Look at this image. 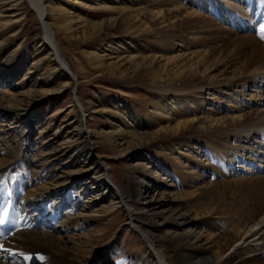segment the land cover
<instances>
[{
  "label": "rangeland",
  "instance_id": "1",
  "mask_svg": "<svg viewBox=\"0 0 264 264\" xmlns=\"http://www.w3.org/2000/svg\"><path fill=\"white\" fill-rule=\"evenodd\" d=\"M195 1L179 0V4L183 5L178 9L179 16L185 17L191 9H198ZM221 1L229 5L231 14L236 11V14L233 12L232 15H247L251 11L250 18L254 20V5L249 7L243 0ZM45 2L48 4L47 21L58 23L57 27L52 28L50 34L58 46V53L62 61L59 66L64 72L49 79L47 76L53 71L55 65L48 62V59H43L39 63L33 60L36 54L44 56L49 50L54 52V48L48 42L46 48L39 47V42L44 41V37L40 33L41 22L37 18L33 6L26 2L18 4V0H8L2 4L5 6L0 5V30L3 28L1 24L10 16L19 19L13 31L5 32L3 36L7 39L4 45H9L8 48H5L9 54L4 51L5 53L3 52V55L0 56V93L5 90L13 96L16 95L17 103H20L22 108L25 107L28 112L27 116L23 115V110H19L16 114L12 112L2 115L0 113V149L7 148L9 151H14L16 157L19 156L16 163L23 164L21 169L24 168L23 172L15 168L8 175V181L10 178H14L16 184L20 179L25 181L21 198L18 197L14 201L15 214L22 213L23 216H26L33 223V229L36 231L47 232L61 238L66 247L72 246V242L83 246L85 234L90 236L92 233L95 234V230L101 228L103 232H106L104 240L102 243H94L88 250V256L91 254V252L89 253L91 249L95 250L104 244L114 246L118 250L110 255L107 253L102 255L104 264H116L123 259L131 262L138 261V264H154L155 261H159L156 255L158 253L143 239L140 231H136L127 223L126 211L135 212L144 207L149 213L157 214L155 219L163 220L173 212L186 210L188 204L186 197L167 203L170 198L168 192H177L182 195L186 193L184 191H192L196 186L208 183L213 178L226 183L228 180L230 184L227 192L229 194L234 187L237 192L235 195L245 193L249 189L252 190V185L256 182L255 177L258 175L257 177L260 179L264 178V155L263 158L259 156L262 150L261 154H264V140L258 135L247 139L240 138V144L243 147L238 149H246L245 156H250L248 160L256 162H253L254 168L249 170L250 174L246 166L244 167L245 164L242 166L237 162L233 163V167L231 166L229 171H223L224 173L210 170L203 178H199L198 184L193 187L189 186L183 180L186 152L175 145V138L179 137L178 133H171L166 129L164 131V127L172 126L178 120L188 117L183 113V108H180L182 111L176 114L168 113L172 106L166 107L168 102L166 99H173L174 93L166 91V89L168 86L172 88L175 87L173 85L178 86L179 82L174 78L176 72L178 69L187 68L188 53L202 49V47H198L194 43H187L186 38L190 36L188 30L182 32L183 40L169 37L170 32L169 35H166L169 21H164V15L168 12V0H45ZM124 7L129 8L128 15L131 17L132 14H138L135 21L126 22L120 17L121 8ZM251 7L252 10H250ZM198 12L203 13L199 9ZM139 18H141L140 21H138ZM254 21V25L258 24V21ZM250 30L248 26L243 28L237 26L228 36L235 39L237 36L256 33L253 29ZM165 32L166 34H164ZM14 34L19 37L10 41ZM221 48L224 49L223 55L233 53V44ZM22 51L24 52L23 68L21 67V71L16 75L11 73L9 63ZM174 57L186 65L180 66L181 68H178V63L177 66L172 65L171 61ZM56 60L58 59L56 58ZM243 60H245L243 55L235 57L229 62L230 66L224 72L229 79L230 89L223 88L221 84L219 86L212 85L209 88L206 86L208 89L203 88V93L198 95L194 92L192 95L198 96L192 98L190 96L189 103L192 102V99L194 101L202 100L201 111L212 110L213 113L209 114V117L225 116L228 120L230 115L236 114L235 106H228L227 100L225 103L219 101H222V98L227 99L226 95L230 96L231 93L236 92L232 96H238L236 100L246 101L244 104L248 106L243 107V110L238 113L264 110V79H261V77L264 78V74L254 76V82H246L243 86L234 85L230 79L232 71L236 70ZM28 69L30 72L22 79V73L27 72ZM169 69H171L170 72H168ZM223 69L222 67L220 70ZM66 80L68 83L65 87L63 82ZM44 81L45 92L37 85ZM30 88L33 90L29 92ZM217 96L220 99L216 98ZM77 99L84 111L81 105L76 102ZM158 103L163 108L156 109L155 105ZM71 105L76 106L77 111L64 116L66 111L68 112L72 107ZM122 111L128 112L129 116H137L141 123L149 121L152 128L157 130L153 141H149L143 147L137 145V150L136 147H133V143L129 146L128 138L123 136L125 128L120 119L125 122H131L132 119L127 118ZM204 114L203 112L202 115ZM78 119L82 124V130L86 132L85 138L88 140L89 150L87 149L81 156L79 155L78 166L60 167L64 161L62 159L65 157V153H72L73 143L78 142L77 136L74 135L76 132L72 131L70 124L71 121ZM68 123L70 125L66 130L65 126ZM195 126L202 127L203 123L197 122ZM138 129L146 130L143 127ZM196 139L190 140V143L198 147ZM72 140L74 141L72 142ZM71 143L72 146H70ZM230 143H235L233 138L230 139ZM261 146L262 148H260ZM64 147L66 151L60 152ZM44 151L58 152L60 158L52 164L54 167L51 170V179H44L43 182L36 183L37 181H33L34 177L32 176L37 173V166L40 164L38 154ZM209 152L206 151L202 156V159L207 158L204 160L208 161L206 164L219 163V159ZM1 156L0 154V158ZM136 160H141L145 164L144 175L128 172V167ZM90 163L102 169L106 182L115 193L124 191V194L128 195L123 207L114 203V206L111 207L109 203L113 202L116 194H108L106 191H104L105 199L96 203L90 202L91 199L94 200V197L89 195L90 193L79 196L78 192L85 193L86 191V186H81L80 183L74 186L77 193L73 191L70 199L64 197L65 193L56 195L50 193V190L43 195L42 191L38 189L39 184L48 183L50 180H55L54 184L58 185L67 184L64 171L69 170L68 172L72 173V169L87 168L90 167ZM173 165L180 171L179 174H173L172 168H170ZM257 165L259 167H256ZM223 166L226 168L228 165L224 163ZM243 168L246 169V172ZM255 169H259L260 173H263L256 174ZM108 173H110L109 176ZM72 176L79 178V175ZM80 178H85L87 187L93 188L94 184H91V178L88 175H81ZM242 178H245V182L241 180ZM132 182L137 184L134 186ZM17 187L18 184L15 188L10 187L9 193L19 191L20 187ZM3 188L6 190V187ZM239 188L241 189L239 190ZM239 191L242 193H238ZM92 193L93 196H100V191H92ZM163 197L167 205L159 203ZM82 211L91 214L95 221H90L89 217L84 216L82 219L89 218V220L82 224L81 221L75 222L73 215L70 218L72 223L69 221L68 212L77 214ZM198 217L195 218V224H186L183 220L176 219V223L168 225L167 228L171 231L177 229L179 232H189L192 234L190 243L194 247H205L212 254L218 246L216 243L218 239L212 240L213 234L220 233L221 244L225 241L226 230L225 228L216 229V232H212L211 228H213L215 218L205 217L201 220ZM95 239V242L100 240L96 237ZM85 249L88 248L85 247ZM172 254L170 252L169 256ZM10 258L14 263H21L18 255H12Z\"/></svg>",
  "mask_w": 264,
  "mask_h": 264
},
{
  "label": "bare ground",
  "instance_id": "2",
  "mask_svg": "<svg viewBox=\"0 0 264 264\" xmlns=\"http://www.w3.org/2000/svg\"><path fill=\"white\" fill-rule=\"evenodd\" d=\"M7 1L8 0H0V5L5 6L2 4ZM178 1L168 0V12L164 15V21H169L166 31L168 33L166 34L165 32L164 34L169 35L170 32L169 37L183 40L184 35L182 32L184 30H188V34H190V36L186 38L187 43H194L198 45V47H202V49H196V51L188 53L189 63L187 68H183L181 70L178 69L176 75L174 76V78L177 79L176 81L179 82L178 86L173 85L175 86L174 88L168 86L166 89V91H172L174 93L173 99H166L168 101L166 103V107L168 105L172 106L168 113L176 114L177 112L182 111L180 108H183V113H185L188 118L180 121L178 120L172 126L164 127V131L166 129L171 133H178L179 137L175 138V145L178 146V148H182L184 152H186L184 155L186 165L183 167L185 168L183 180L189 186L191 185V187H193L198 184L199 178H203V176L208 174L210 170L215 172H227V170L229 171V169H231L233 163L237 162L242 166L245 164L244 167L246 166L248 171L250 170L249 167L254 168L253 162L255 161L248 160L250 159V156H245V152H247L246 149L239 150L238 148L243 147L240 144V138L247 139L248 137L258 135L262 137V140H264V110L251 111L249 109L250 112L247 111L238 113V111L243 110V107H246L247 105L244 104L246 101L241 102L236 100V97L238 96H232L236 93L233 91L234 94L231 93L230 96L226 95L227 99L222 98V101L219 102L225 103V100H227L228 106H235L236 114L230 115L228 120L225 116L209 117V114H212L213 111H201L202 100L194 101L192 99V102L189 103V97L191 96L192 98L194 96L192 95L194 92L198 95L203 93L202 89H205L206 86L209 88L210 86L212 87V85L219 86L221 84L223 88L230 89L231 86L228 84L229 79L225 76L224 72L226 71V68L230 66L229 62L237 56L239 57L243 55L245 60H243L241 65L237 67L236 70L234 69V71H232L230 79H232L231 81L234 85L237 84L243 86L246 82H254L256 75L264 74V38H262L263 34L259 31L260 25L264 24V0H243L249 7L254 5V20H256V22L258 21V24L256 25L253 23L255 21L252 19V22L250 18V10H252V7L247 15L240 14L239 16L237 14L236 16H239L237 18L232 15L234 11L232 14L230 13V7L226 2H222L221 0H196L195 3L197 8L203 13L201 14L198 12V9H191L187 16L181 17L182 15L179 16L178 14V9L181 8L182 4H179ZM23 2L33 6L35 14L41 22L40 33L43 34L44 41L41 40L39 42V47L43 49L46 48L48 42L54 48V52L49 50L44 56L36 54L33 58L34 62L39 63L43 59H48V62L55 65L53 71L48 74V79L56 77L57 75H60V73H64L59 66V63H62V61L58 53V46L50 34L52 28L57 27L58 23L56 21H47L46 17L48 15V4H46L45 0H18V4H23ZM128 9V7L121 8L120 17L126 22H131V20L135 21L138 14H132L131 17V15H128ZM141 18L137 20L140 21ZM18 21L19 19H15L10 16V18H7L6 21L1 24L3 25V28L0 30V56L3 55L5 48H8L9 46L4 45V42L7 40L3 37L5 32H12ZM237 26H240V28L248 26L249 29H253L256 33H254V35L245 34L237 36L235 39H233V37L230 38L228 34L232 33V30ZM18 37V35L14 34L12 35V39H10V41L17 39ZM231 44H233V53L226 54L227 56L223 55L224 49L221 47L230 46ZM6 53L9 54L8 51ZM23 54L24 52L22 51L20 55L13 58V60L9 63L11 73L18 75L21 71V67L23 65ZM8 56L10 57V55ZM56 58L58 60H56ZM171 63L172 65L175 64V66L179 64L178 68H181L180 66L182 65H186L182 64V62L178 61L175 57L172 58ZM222 67L224 69L220 70ZM170 71L171 69L168 70V72ZM29 72L30 69H28L27 72L22 73L21 78L24 79ZM261 79L263 80L264 78L261 77ZM207 80L208 82H206ZM240 82L244 83L239 84ZM67 83L68 80L63 82L65 87ZM37 85L43 92H45L43 89L45 81L40 82ZM32 90L33 88H30L28 91L30 92ZM15 96L5 90L0 93V113L2 115L12 112L16 114L19 110H23V115L27 116L28 112L26 108H22L21 104L17 103L18 101H16ZM216 98H219V96ZM76 102L79 103L78 99ZM79 105L81 104L79 103ZM71 106L72 107L68 110V112L66 111L64 116L77 111L76 106ZM81 108L84 111L82 105ZM155 108L161 109L163 106L158 103L155 105ZM203 112L205 113L204 115H202ZM122 113L127 116V118L132 119L131 122H125L123 119H120L125 128H123L124 135L122 133L121 135L128 138L129 146L133 143V147H136L137 145L139 147H143L147 145L149 141H153L157 130L152 128L149 121L141 123L137 116H129L128 112L124 111H122ZM197 122L201 124L203 123V126H195ZM70 124L72 131L76 132L74 135L77 136L78 142L75 144L73 143L74 150L72 153L68 154L67 152L65 153V159L63 157V159L61 158L64 161L60 167L67 165L69 167L78 166L79 155L81 156V154L85 150H89L90 147L88 140L85 138L86 132L82 130L80 119L71 121ZM70 124H66V130H68L67 128ZM139 127L146 128V130H139ZM232 138L235 141L234 144L230 143V139ZM192 139H196L195 141L199 144L198 147L190 143V140ZM65 141H68V139H65ZM73 141L74 140H72V142ZM70 146H72V143ZM260 148H262V146ZM6 149L7 148L2 150L0 149V154L2 155L0 158V219L5 220V223L0 225V245H3V249H0V264H17L11 261L10 257L12 255L20 256V264H71L74 262H78L80 264H104L102 255L106 253L110 255L118 250L114 246L104 244L95 248V250L91 249L89 251L91 254L88 256L89 248L92 247L94 243H102L104 240L106 232H103L101 228L95 230V234L92 233L90 236L85 234L86 237H84L85 242H83V246H79L72 242V246L66 247L61 238L55 237L47 232L36 231L33 229V223H31L26 216H23L22 213L15 214L16 211H14V209L16 208L14 207V201H16L18 197L21 198L20 195L22 196V187L25 184V181L20 179L17 183L20 190L10 194V187L15 188L17 184L14 182V178H10L11 180L9 179L8 181V175L15 168H17L18 171H22L24 168L21 169L23 164L16 163L19 156L16 157V154L13 153L14 151ZM135 149L137 150V147ZM65 151V147L60 150V152ZM203 151L204 153L206 151H210L216 159H219L218 161L220 162L207 165L206 163H208V161H204L207 158L203 157L204 159H202V156L205 155L202 153ZM261 153L258 155L260 158H263L264 154ZM58 156V152L52 151H44L41 154H38L40 164L37 166L38 170H34L37 173L32 176L34 177L33 181H37L36 183H38V181L43 182L44 179H51V170L54 167L52 164L55 160L60 158ZM224 163L228 165L226 168L223 166ZM144 165L145 164L141 160H136L128 167V172L144 175ZM89 166L90 167L87 168L72 169V171L70 170L72 173H69V170L64 171L63 173H65L67 184L58 185L54 184L55 180H50L48 183L39 184L38 189L42 191L43 195L47 194L49 190L51 191L50 193H54L56 195L65 193L64 197L66 199H70L73 191L77 193V191H75L76 187L74 186L80 183L82 184L81 186H86V191L85 193L82 191L78 192L79 196L83 194L88 195L90 193L89 195L94 197V200L91 199L90 202L92 201L96 203L101 199H105L104 191H106L108 194H116L114 195L113 202L109 203L111 207H113L114 204L119 207H123V205L126 204L128 195H125L124 191L115 193L106 182L102 169L97 165H92L91 163ZM256 167H259V165ZM170 168H172L173 174L177 175L180 173V171L175 168V165L170 166ZM246 169H244L245 172ZM250 173L251 172L249 171V174ZM255 173L259 174L260 170L257 171L255 169ZM109 174L110 173H108V176ZM72 175H79V178L73 177ZM81 175H88L91 178L90 182L91 184H94V186H92L93 188H91V186L87 187L85 178L81 179ZM257 176L255 177V184L252 185V190L249 189L245 193L239 191L238 193H242L240 195H235L237 194L235 187L230 190V194L227 192L230 184L228 183V180L226 183L225 181L223 182L222 180L219 181L213 178L208 183L196 186L192 191H184L186 193L182 195L177 192H168L170 198L167 203H172L173 201H176V199L180 198L182 200V198L186 197V203L188 204L186 210L184 211L178 210L173 212L168 218L166 217L163 220H157L155 219L157 216L155 212L149 213V211L142 207L140 210L135 212L126 211L125 219L133 229L141 232L140 235L143 236V239L147 241L158 253L155 254L157 255V260L159 261H155L154 264H264V178L260 179ZM241 180L244 181L245 178H242ZM132 184L135 186L137 183L135 184V182H132ZM165 185L168 186L167 184ZM3 187H6L8 192ZM240 189L241 188H239V190ZM92 191H100V196H93ZM161 195H164V193H161ZM26 197L24 198L25 200L27 199ZM159 203L166 204L164 197ZM72 215L74 216L73 219L75 222L81 221L82 224L89 220V218L90 221L94 220V217H92L91 214H86V212L83 211L77 214L68 212L67 217H69L70 222ZM84 216L89 218H86V220L85 218L82 219ZM196 217L201 220L205 217H211V219L215 218V223L213 224L214 229L211 228L212 232L216 229L222 230L225 228L226 230L225 241L221 244L219 238L220 233L213 234L212 240L218 239V242L216 241L218 246L216 251L212 254L209 253V250L205 247H194L193 244L190 243V236L192 234L189 232V234L184 233V231L179 232L177 229L171 231L167 228L168 225L170 226L171 224L176 223V219H181L186 224H195ZM95 237L100 240L95 242ZM195 238L198 239L197 237ZM85 247L88 249H85ZM170 252L173 253L172 256H169ZM223 255H225L224 258L219 261ZM25 257L29 258L25 259ZM33 257L35 258L33 259ZM116 264H138V261L131 262L127 259H123L121 261L119 260Z\"/></svg>",
  "mask_w": 264,
  "mask_h": 264
},
{
  "label": "snow or ice",
  "instance_id": "3",
  "mask_svg": "<svg viewBox=\"0 0 264 264\" xmlns=\"http://www.w3.org/2000/svg\"><path fill=\"white\" fill-rule=\"evenodd\" d=\"M259 31L261 34H264V24L260 25ZM262 38H264V35H262ZM5 223L4 219H0V225H3ZM0 249H3V245H0ZM29 257H25V259H28Z\"/></svg>",
  "mask_w": 264,
  "mask_h": 264
},
{
  "label": "water",
  "instance_id": "4",
  "mask_svg": "<svg viewBox=\"0 0 264 264\" xmlns=\"http://www.w3.org/2000/svg\"><path fill=\"white\" fill-rule=\"evenodd\" d=\"M63 69H64V71L69 75V76H71L69 73H68V71L64 68V67H62Z\"/></svg>",
  "mask_w": 264,
  "mask_h": 264
}]
</instances>
